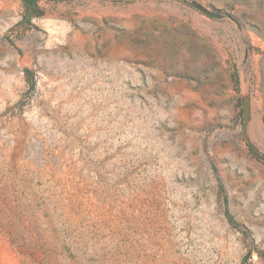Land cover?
I'll list each match as a JSON object with an SVG mask.
<instances>
[{
    "label": "rangeland",
    "instance_id": "374dc122",
    "mask_svg": "<svg viewBox=\"0 0 264 264\" xmlns=\"http://www.w3.org/2000/svg\"><path fill=\"white\" fill-rule=\"evenodd\" d=\"M37 7L0 0V264H264V0Z\"/></svg>",
    "mask_w": 264,
    "mask_h": 264
},
{
    "label": "trees",
    "instance_id": "16d2710c",
    "mask_svg": "<svg viewBox=\"0 0 264 264\" xmlns=\"http://www.w3.org/2000/svg\"><path fill=\"white\" fill-rule=\"evenodd\" d=\"M25 7V18L26 17H35L37 16V0H24ZM234 81L237 82L235 74H233ZM264 163V159H261ZM245 262V261H244ZM244 262L242 264H244Z\"/></svg>",
    "mask_w": 264,
    "mask_h": 264
},
{
    "label": "water",
    "instance_id": "95a60500",
    "mask_svg": "<svg viewBox=\"0 0 264 264\" xmlns=\"http://www.w3.org/2000/svg\"><path fill=\"white\" fill-rule=\"evenodd\" d=\"M211 16H214L213 14H210Z\"/></svg>",
    "mask_w": 264,
    "mask_h": 264
}]
</instances>
